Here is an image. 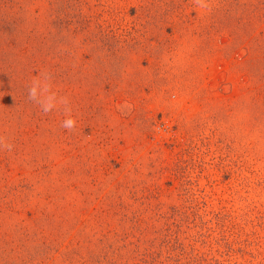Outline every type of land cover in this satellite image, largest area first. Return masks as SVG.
<instances>
[{
  "label": "rangeland",
  "instance_id": "rangeland-1",
  "mask_svg": "<svg viewBox=\"0 0 264 264\" xmlns=\"http://www.w3.org/2000/svg\"><path fill=\"white\" fill-rule=\"evenodd\" d=\"M0 20V264H264V0Z\"/></svg>",
  "mask_w": 264,
  "mask_h": 264
},
{
  "label": "clouds",
  "instance_id": "clouds-1",
  "mask_svg": "<svg viewBox=\"0 0 264 264\" xmlns=\"http://www.w3.org/2000/svg\"><path fill=\"white\" fill-rule=\"evenodd\" d=\"M50 84L47 80H37L33 82L29 88V97L33 101L37 102L45 113L51 112L58 107L63 105L66 113L70 112L71 109L68 107V101L66 98H58L57 95L50 91ZM77 121L74 118H66L62 122V127L69 131H73L76 128Z\"/></svg>",
  "mask_w": 264,
  "mask_h": 264
},
{
  "label": "trees",
  "instance_id": "trees-1",
  "mask_svg": "<svg viewBox=\"0 0 264 264\" xmlns=\"http://www.w3.org/2000/svg\"><path fill=\"white\" fill-rule=\"evenodd\" d=\"M13 0H0V11L2 10V9H6V8H8L9 7V4L12 2ZM4 20V19H3ZM3 20H0L1 22L3 21Z\"/></svg>",
  "mask_w": 264,
  "mask_h": 264
}]
</instances>
